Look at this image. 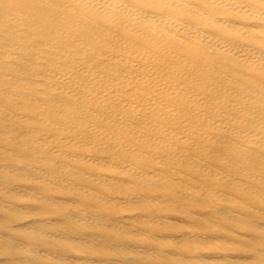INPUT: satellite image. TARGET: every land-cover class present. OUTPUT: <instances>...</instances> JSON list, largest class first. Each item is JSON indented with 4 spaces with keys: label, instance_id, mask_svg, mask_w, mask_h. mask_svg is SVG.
<instances>
[{
    "label": "bare ground",
    "instance_id": "bare-ground-1",
    "mask_svg": "<svg viewBox=\"0 0 264 264\" xmlns=\"http://www.w3.org/2000/svg\"><path fill=\"white\" fill-rule=\"evenodd\" d=\"M0 264H264V0H0Z\"/></svg>",
    "mask_w": 264,
    "mask_h": 264
}]
</instances>
